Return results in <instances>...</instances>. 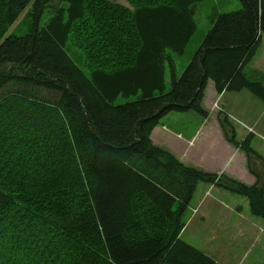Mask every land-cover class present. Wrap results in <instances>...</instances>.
Segmentation results:
<instances>
[{"label":"trees","instance_id":"1","mask_svg":"<svg viewBox=\"0 0 264 264\" xmlns=\"http://www.w3.org/2000/svg\"><path fill=\"white\" fill-rule=\"evenodd\" d=\"M202 1L0 0V131L9 130L0 137V264H222L180 236L200 181L245 196L264 219V156L250 134L237 140L221 121L251 184L186 164L151 138L172 111L207 117L210 79L218 93L247 88L264 102V84L244 71L262 41L264 0L213 14L177 75L174 55L195 34ZM30 4L28 31L5 37ZM120 94L138 97L115 104ZM30 118L45 122L43 134L14 128Z\"/></svg>","mask_w":264,"mask_h":264},{"label":"rangeland","instance_id":"2","mask_svg":"<svg viewBox=\"0 0 264 264\" xmlns=\"http://www.w3.org/2000/svg\"><path fill=\"white\" fill-rule=\"evenodd\" d=\"M108 1L132 8L129 0ZM30 7L31 4L21 14L16 23L10 27L5 37L11 33L22 35L28 31L30 17L24 19V16ZM239 7H241V0H203L199 3L196 14L197 30L188 43L185 52L181 55H174L178 76L182 73L185 65L189 62L206 32L209 30L211 26V16L216 12H226L238 9ZM47 15L48 12L46 11L43 21L47 19ZM67 48L70 55L83 68L84 66L80 59V50L75 45H72V43H70ZM244 71L249 80L262 81L264 84V78H261L262 75L264 76V34L261 43L256 48L254 56L245 67ZM170 81V72L168 70L166 74V91L170 87ZM206 95L209 99H213V97L216 98L217 96V92L211 80L206 88ZM137 97L138 96L135 95L125 97L120 94L114 100V103H125ZM213 106H216V109L218 107L225 110L224 113H226V117L223 121H226L228 125L230 123L232 127L235 126L233 129L237 140H242L250 134L251 145L257 152L264 156V102L260 98L247 88H243L239 91L225 90L219 95V98L214 101ZM202 118V115L193 110L186 112L172 111L164 116L161 123L158 125L161 129L156 133L162 143L165 141V147L163 148L171 152H173L172 150L181 151L184 149L181 139L176 136L172 135V139L169 138V140L171 139L170 141L161 136L160 132L164 125L168 127V130L195 131ZM36 124H39L41 129L37 126L35 127L34 125ZM44 124V121L40 123L37 122L36 118H30L24 119L23 123L15 125L14 128L23 131L32 128V134H35V132L43 134L45 132V127L42 128V126H44ZM249 125H253L256 129L254 133H251L252 127H249ZM47 127L49 128V124ZM7 131L9 130L6 128L2 129V132L0 131V137L4 142L7 138L4 136L8 133ZM162 132L166 131L162 130ZM50 133L51 132L47 134ZM198 148L210 153L208 155V157H212L210 161H212L214 157L212 154L217 153L225 156L229 151V147L226 145L215 143L209 146L200 143ZM241 151L244 153L243 150ZM173 153L176 155L175 152ZM241 156L242 155H238L235 158L233 165L238 170V177L242 178L238 179L245 183H249L248 181H250V178L246 175L248 174L246 170L247 162L245 163ZM256 164L258 170L263 169L258 161ZM223 173L225 172L223 171ZM183 221L185 227L181 232V239L200 249L216 261L222 264H263L264 219L250 212L248 200L245 196L233 193L214 183L200 181L189 205L183 213Z\"/></svg>","mask_w":264,"mask_h":264},{"label":"crops","instance_id":"3","mask_svg":"<svg viewBox=\"0 0 264 264\" xmlns=\"http://www.w3.org/2000/svg\"><path fill=\"white\" fill-rule=\"evenodd\" d=\"M263 34H264V32L262 33V38H263ZM210 80L208 81V84H210ZM208 84H207V86H208ZM213 84H214V82H213ZM214 88H215V86H214ZM221 94L222 93L217 92L216 98L213 97V99L212 98L209 99V97L206 95V89H205L203 104L209 113H208L207 117H203L201 119V122L199 123V125L195 131H189L188 132V131H182V130L176 131L174 129L168 130V127H166L164 125L162 130H164L168 133L162 132V130H161L160 134L163 138L165 137V139H167V140H169V138H171L172 135L181 139V141H182L181 143H183L184 149L181 151H176V150L175 151L172 150V151L175 152L176 155L184 163L196 166L198 168H201V169H203L205 171H209V172L221 173L224 171L229 176L238 179L240 177H238V175H237L238 170L233 165V161L235 160V158L238 155H242L241 157H243L245 163L247 162V159H245L246 156L241 151V149L235 147L226 138V135L224 133V128H223V125L221 123V121H223L225 119V117L221 118V116L223 114H226V113H224L225 110L223 108H218V107L216 109V106L215 107L213 106L214 101L217 98H219V95H221ZM223 123H225V122L223 121ZM233 126H234V124H233ZM249 127H252V132L251 131L250 132L254 133L256 129L253 127V125H249ZM160 129L161 128L157 125L151 133V138L155 144H158L161 147H165V145H164L165 141H163V143H162V141H160V139L158 138V134H156L157 131H159ZM200 143L207 144L208 146L210 144H213V143L226 145L227 147H229V151L227 152V154L225 156H222L221 154H217V153L212 154V156L214 155V157H213L212 161H210V159L212 158V157H208V155L210 153H207L204 150L198 148V145ZM180 149H181V147H180ZM194 153H195V155H194ZM246 170L248 173L246 175L250 178V181H248V182L250 184L254 183L256 180L255 176L250 174L248 167H246ZM240 179H242V178H240Z\"/></svg>","mask_w":264,"mask_h":264},{"label":"water","instance_id":"4","mask_svg":"<svg viewBox=\"0 0 264 264\" xmlns=\"http://www.w3.org/2000/svg\"><path fill=\"white\" fill-rule=\"evenodd\" d=\"M224 117H225V114H223V115L221 116V118H224ZM226 129H227V131L229 132V134L232 133V129H231L229 126H226Z\"/></svg>","mask_w":264,"mask_h":264}]
</instances>
